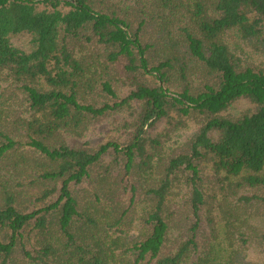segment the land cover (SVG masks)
Returning a JSON list of instances; mask_svg holds the SVG:
<instances>
[{"label": "trees", "instance_id": "obj_1", "mask_svg": "<svg viewBox=\"0 0 264 264\" xmlns=\"http://www.w3.org/2000/svg\"><path fill=\"white\" fill-rule=\"evenodd\" d=\"M250 55L264 0H0V264H264Z\"/></svg>", "mask_w": 264, "mask_h": 264}, {"label": "rangeland", "instance_id": "obj_2", "mask_svg": "<svg viewBox=\"0 0 264 264\" xmlns=\"http://www.w3.org/2000/svg\"><path fill=\"white\" fill-rule=\"evenodd\" d=\"M26 41V39L24 37H19L18 39H16V43L20 44V43H24ZM250 59L252 61H255L257 63H260L262 65H264V58L257 56V55H250ZM246 107V103L245 101H240L238 103H236L232 108L231 111L233 113H238L240 110L244 109Z\"/></svg>", "mask_w": 264, "mask_h": 264}]
</instances>
